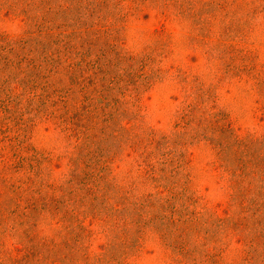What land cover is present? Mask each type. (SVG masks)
Instances as JSON below:
<instances>
[{"label":"rangeland","instance_id":"374dc122","mask_svg":"<svg viewBox=\"0 0 264 264\" xmlns=\"http://www.w3.org/2000/svg\"><path fill=\"white\" fill-rule=\"evenodd\" d=\"M39 5L0 0V171L14 167L4 183L22 185L25 197L60 199L75 216L67 223L43 212L32 226L37 243H61L73 231L89 264H264V242H249L264 223L231 199V175L206 128L219 120L242 139L264 140V0H54L45 10H65V18L54 14L56 26L42 32ZM47 35L70 42L73 54L48 65L35 46ZM23 42L25 50L11 52ZM82 53L85 92L75 112L98 113L92 135L102 139L88 146L89 162L101 164L88 184L72 180L73 159L88 152L82 124L68 130L62 103L44 107L41 99L45 83L64 78ZM193 108L197 120L188 126L182 117ZM116 112L125 117L106 140L101 129ZM96 202L117 212L92 214ZM243 218L249 225L232 229ZM13 227L10 220L0 229V264L20 263L30 247L25 226ZM114 245L117 260L102 263Z\"/></svg>","mask_w":264,"mask_h":264},{"label":"trees","instance_id":"16d2710c","mask_svg":"<svg viewBox=\"0 0 264 264\" xmlns=\"http://www.w3.org/2000/svg\"><path fill=\"white\" fill-rule=\"evenodd\" d=\"M54 0H40L39 9L45 10L48 5L53 3ZM148 1V0H143ZM170 6V5H168ZM165 6V7H168ZM28 9L24 10L27 13ZM65 10H59L53 12L51 8H47L44 11L43 18L38 22L37 27L42 32L44 29L49 28L47 24H51L52 27L56 26L57 20L54 18V14H61V18H65ZM51 27V28H52ZM28 42H23V47L19 49H12V53L20 52L22 49L25 50ZM26 46V47H25ZM35 46L41 50V57L44 59L48 65H53L56 58H62V56L70 57L73 54L74 46L70 42L62 43V40L58 41L53 38L52 35H47L42 40L35 42ZM34 46V47H35ZM38 50L37 48H34ZM81 56L82 61L80 63L69 66V69H65L64 78L59 80V82L48 85L45 83L44 92L46 93L41 99L43 101V106L49 105L50 102L53 103L55 107L58 101L62 103L63 107L61 109V119L68 130H71L72 125L82 124L84 128L85 142H87L88 152L86 154H80L79 157L73 159V165L75 167V172L72 174V180L79 181L80 184H88V182L96 183L97 180L87 181L91 178L93 179L94 174L98 171L100 167L99 160L89 162L93 157L94 151L90 150L88 147L90 143L95 144L97 147L100 146L102 139H94L92 132L98 129L97 121L100 117L99 114L88 116L86 113L84 115L75 112L76 107L74 101L77 96L81 93L84 94V54ZM255 62L252 61L248 63V70L255 71ZM60 66V65H59ZM37 68V67H34ZM59 68V67H57ZM247 68V67H246ZM38 69L41 67L38 66ZM99 73H102V69L97 67ZM102 71V72H101ZM61 73V72H58ZM253 77H259V74L252 75ZM66 78L68 79V84H65ZM62 84V85H61ZM54 88L53 91H50ZM98 92L97 89L93 90V93ZM94 93V94H95ZM88 94V93H86ZM57 98V102L53 99ZM60 98V99H59ZM109 95L105 99H108ZM91 103H94V98H90ZM93 105V104H92ZM195 108L190 110L188 114L182 117V123L186 125L194 124L197 120L194 114ZM125 117L122 113L112 114L109 113L107 119L105 120V125L101 129L104 138L111 137L108 133L113 126H117L120 118ZM119 118V119H118ZM76 122V123H75ZM215 123H219L218 126L210 124L207 126V130H214L213 136L210 137L214 144L219 148V161L222 163L221 167L224 168L226 172L231 175V179L228 181L229 189L232 191L231 199L235 201L242 212L251 211V219L258 225L261 226L264 223V140L258 141L254 137H248L245 139L240 138L235 134L234 130L229 126L227 129L224 128L225 124L222 125L219 120ZM68 126H70L68 128ZM98 126V127H97ZM203 127V122L200 120L199 125ZM115 128V127H114ZM206 132V130H205ZM81 134V131L75 133ZM206 136V135H205ZM103 138V139H104ZM96 147V148H97ZM84 157V158H83ZM82 165H84V170H82ZM13 166L11 164L5 165L3 170L0 171L1 178L3 180L7 178V174L13 173ZM154 174V171L152 172ZM152 181L158 182V180L166 183V178L152 176ZM101 181L103 178H100ZM3 180V196L4 200L0 203V229H4V226L12 220L13 229L16 232L20 227L25 226L23 230L22 239L30 244V247L26 250L25 256H23L22 261L19 263L15 259L10 258L11 264H89L90 258L87 252L78 247L77 243L81 240V235L75 232H70V236L65 237L61 243L44 241L42 244L37 243V234L34 233L33 225L38 221L43 212H48L51 218L61 219L62 222L73 223L75 222L73 212L64 211L63 203L60 199L55 197L39 198L36 199L33 196L25 197L22 191V185L4 183ZM259 182L260 185H256ZM256 183V184H255ZM99 184L98 191L103 192L105 189H109V184L104 182V185ZM108 185V188H105ZM254 194V198H250L251 194ZM41 201H44L41 203ZM95 201H98V197H95ZM93 206L92 214L104 215L110 218L113 214L117 212V209H111L107 212L102 210L101 204ZM26 204V207H24ZM143 209V207L141 208ZM249 218H243L241 221H236L232 223V229L240 230L242 227H247L249 225ZM170 223V222H169ZM172 223V222H171ZM81 231L84 229L80 228ZM176 230V229H175ZM264 242V233L254 235L249 241L252 244L251 247L258 246L260 242ZM117 248V245L112 246V249L100 259L103 263L107 261H116L117 256L113 254V250ZM181 248L182 254L185 252V247ZM257 248V247H256ZM255 250V248H253Z\"/></svg>","mask_w":264,"mask_h":264}]
</instances>
